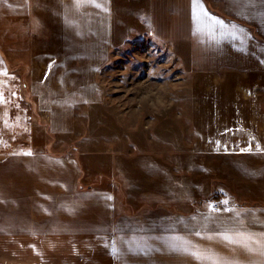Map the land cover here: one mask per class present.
Masks as SVG:
<instances>
[{
    "label": "crops",
    "instance_id": "1",
    "mask_svg": "<svg viewBox=\"0 0 264 264\" xmlns=\"http://www.w3.org/2000/svg\"><path fill=\"white\" fill-rule=\"evenodd\" d=\"M117 1L0 0V264H264V225L251 215L134 227L119 220L112 190L79 188V163L44 147L48 131H72L77 109L101 100ZM140 7L138 34L201 78L200 102L213 83L233 81L238 103H264V0ZM36 108L48 127L34 124Z\"/></svg>",
    "mask_w": 264,
    "mask_h": 264
},
{
    "label": "rangeland",
    "instance_id": "2",
    "mask_svg": "<svg viewBox=\"0 0 264 264\" xmlns=\"http://www.w3.org/2000/svg\"><path fill=\"white\" fill-rule=\"evenodd\" d=\"M140 1H117L118 44L98 71L101 100L77 109L72 131H48L44 147L79 163V188L112 190L122 223L206 224L225 214L264 225V103H238L233 81L213 83L200 102L201 78L138 34ZM33 113L48 127L45 111Z\"/></svg>",
    "mask_w": 264,
    "mask_h": 264
},
{
    "label": "snow or ice",
    "instance_id": "3",
    "mask_svg": "<svg viewBox=\"0 0 264 264\" xmlns=\"http://www.w3.org/2000/svg\"><path fill=\"white\" fill-rule=\"evenodd\" d=\"M193 2L195 5H197V6L199 5V0H193Z\"/></svg>",
    "mask_w": 264,
    "mask_h": 264
}]
</instances>
